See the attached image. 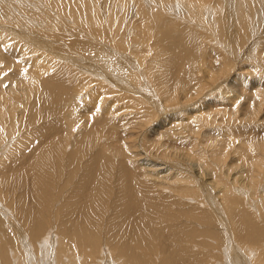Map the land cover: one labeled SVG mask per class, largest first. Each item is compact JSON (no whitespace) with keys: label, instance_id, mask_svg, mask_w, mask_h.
<instances>
[{"label":"bare ground","instance_id":"6f19581e","mask_svg":"<svg viewBox=\"0 0 264 264\" xmlns=\"http://www.w3.org/2000/svg\"><path fill=\"white\" fill-rule=\"evenodd\" d=\"M0 264H264V0H0Z\"/></svg>","mask_w":264,"mask_h":264},{"label":"rangeland","instance_id":"374dc122","mask_svg":"<svg viewBox=\"0 0 264 264\" xmlns=\"http://www.w3.org/2000/svg\"><path fill=\"white\" fill-rule=\"evenodd\" d=\"M125 105H127V104H125ZM125 105H124V106H125ZM124 112H130V111H129V110H127V111H124Z\"/></svg>","mask_w":264,"mask_h":264}]
</instances>
